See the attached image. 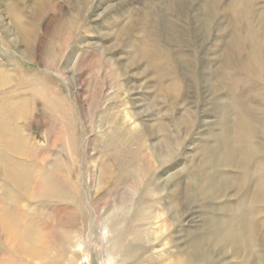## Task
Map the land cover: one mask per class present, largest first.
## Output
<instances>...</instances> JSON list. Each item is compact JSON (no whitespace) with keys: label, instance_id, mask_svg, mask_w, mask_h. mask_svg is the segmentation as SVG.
I'll return each instance as SVG.
<instances>
[{"label":"rangeland","instance_id":"1","mask_svg":"<svg viewBox=\"0 0 264 264\" xmlns=\"http://www.w3.org/2000/svg\"><path fill=\"white\" fill-rule=\"evenodd\" d=\"M22 3L0 0V264H264V203L207 186H264V0ZM238 212L244 254L215 230Z\"/></svg>","mask_w":264,"mask_h":264},{"label":"bare ground","instance_id":"2","mask_svg":"<svg viewBox=\"0 0 264 264\" xmlns=\"http://www.w3.org/2000/svg\"><path fill=\"white\" fill-rule=\"evenodd\" d=\"M21 1H23V3H24V1L25 0H21ZM38 1H40V2H42V3H44V5H45V2L47 1V0H38ZM249 2V1H248ZM250 2H251V0H250ZM22 3V4H23ZM18 4V3H17ZM25 4V3H24ZM15 6H16V3L14 4ZM17 7V6H16ZM24 9H25V7H24ZM24 9L22 8L21 10L19 9V8H15L14 7V16H15V19H13V20H15V24H13V27L15 28V29H18V34H19V38L20 39H23L24 40V42L27 40V38H28V34H30L29 33V31H30V27L28 26V25H26V24H28V23H26V24H24V23H22L23 21L22 20H24L23 18H22V13L21 12H23L24 11ZM26 12V11H25ZM19 13V14H18ZM21 14V15H20ZM27 14V13H26ZM29 14V13H28ZM33 15V14H32ZM24 17V16H23ZM33 17H35V15L33 16ZM40 17H39V15H37L36 17H35V19H39ZM18 22H21V24H18ZM26 22V21H25ZM14 23V22H13ZM18 25V26H17ZM257 30V29H256ZM17 31V30H16ZM258 38V37H257ZM258 42V41H257ZM257 54V53H256ZM250 57V56H249ZM256 58H257V56H255ZM258 57H261V56H258ZM260 59V58H259ZM258 59V60H259ZM251 60V59H250ZM254 60H256L255 58H254ZM259 62V61H258ZM262 62V61H261ZM257 64V63H256ZM262 64V63H261ZM253 65V64H252ZM260 66V65H259ZM246 67V66H245ZM262 67V66H261ZM252 68V67H251ZM260 70V69H259ZM262 70V69H261ZM264 72V71H263ZM249 74V73H248ZM228 76V75H227ZM261 76H262V74H261ZM253 77H256V76H254L253 75ZM221 78H223V77H221ZM225 78V77H224ZM229 78V77H228ZM221 80V79H220ZM230 80V79H229ZM258 80V79H257ZM221 82V81H220ZM224 84H226V81H224ZM227 85V84H226ZM218 86V85H217ZM213 88V90H211L212 91V93L214 94V93H216V87L214 86V87H212ZM223 89V88H222ZM219 92V91H218ZM216 98V97H215ZM219 101V100H218ZM221 110H222V107H221ZM237 116H239V115H237ZM221 118V117H220ZM224 122H226V121H224V120H222V126L224 127V126H226L225 124L226 123H224ZM247 122V123H246ZM228 124V123H227ZM13 126V125H12ZM237 129L239 130L238 132L240 133V135L243 133L244 135L246 134V135H252V133H254L255 131H254V128H253V124H252V122H251V120H249V121H245V120H242V121H240V123H239V126H237ZM223 131L226 133V135L223 137V139L221 138V140H220V142H219V144H218V146H217V148L214 150V153H217V154H215V155H217L218 157H219V161L221 162V163H223V164H226V165H228V166H230V167H232L233 165H236V166H239L240 167V169H244L245 167H247L248 166V162L251 160V158H252V156H253V151L252 150H250V149H245V150H242L241 151V154H242V156H241V158L239 157V155L238 154H236L235 152H234V150L232 149V147H231V143H230V136H229V133H228V131H227V129H223ZM1 135V134H0ZM3 136V135H2ZM8 139V138H7ZM10 140V139H9ZM14 142V141H13ZM240 145L241 144H243V142L241 143H239ZM169 146V145H168ZM244 149V148H243ZM12 150V149H11ZM212 150V149H211ZM16 151H17V149H16ZM212 154V153H211ZM219 154V155H218ZM207 155V154H206ZM213 156V155H212ZM209 157V156H208ZM204 158H206V160L208 161V159H207V156H205ZM111 160V159H110ZM211 160V159H210ZM212 162H214V161H212ZM211 163V162H210ZM209 163V164H210ZM213 165V164H212ZM60 167V166H59ZM229 168V167H228ZM249 168V167H248ZM212 171H214V169H212ZM212 171H210V172H212ZM218 171V170H217ZM13 172V171H12ZM215 172V171H214ZM59 173V172H58ZM60 174V173H59ZM100 174H102V173H100ZM105 174V173H104ZM213 174V173H212ZM106 175V174H105ZM120 175V174H119ZM13 180L15 179L16 180V182H18L20 185H21V181H23L22 179H21V177H20V175L17 173H14L13 174ZM250 177V176H249ZM45 178V177H44ZM211 178V175H210V177H209V179ZM215 178V177H214ZM219 177H217V179L215 180H212L211 181V179L209 180L208 179V181H209V185L207 184V186H208V188H209V190H210V192H212L213 194H219V193H222L223 191L225 192V189H228V188H230L231 190H234L238 195H241V197H242V200H245L246 202H251V203H253V204H259V205H261V204H263L264 203V193H262V190H263V187L264 186H262V187H260V188H257L256 187V189H251V188H249V187H247L246 189L248 190H245V184L243 185H240L239 183L238 184H229L228 183V181L225 179V178H223V177H221L220 179H218ZM65 180V179H64ZM106 180V179H105ZM233 181V180H232ZM107 183V182H106ZM18 185V184H17ZM20 185H18V186H20ZM207 186L205 187V189H207ZM47 187V186H46ZM20 188H22V186L20 187ZM204 189V190H205ZM25 190V189H24ZM31 191V190H30ZM29 191V192H30ZM208 191V190H207ZM205 192H206V190H205ZM31 193H34V192H31ZM55 193V192H54ZM53 193V194H54ZM204 193V192H203ZM209 193V192H208ZM234 193V192H233ZM41 194V193H40ZM235 194V193H234ZM205 195H206V193H205ZM212 195V194H211ZM220 195H222V194H220ZM126 196V195H125ZM124 196V197H125ZM210 196V195H209ZM213 196V195H212ZM122 198V197H121ZM216 198V197H215ZM223 198V197H222ZM186 199V198H185ZM221 199V198H220ZM122 200V199H121ZM187 200V199H186ZM44 203V202H43ZM121 203V205H124V203H126L125 201H121L120 202ZM250 204V203H249ZM170 211V210H169ZM234 211V210H233ZM241 212V211H240ZM240 212H238L239 214H237V215H235V218H234V222H233V219H232V221H230L231 223H233L232 224V228H230L229 226H228V228H230V230H231V232L229 233V234H227V232L225 233V231L228 229H223V226L221 227V225L219 224V225H217V227H216V231H217V233L218 234H220V237L222 238V240L220 239V241H223V242H225L226 244H231V245H234V246H237V247H239V252L240 253H242V254H244V252H246L247 251V248L244 246V244L247 242L246 240H245V236H243V235H246L248 232H249V230L251 229V226H250V224H249V222H248V218H246L245 217V213L243 212V213H240ZM165 215H164V213L163 214H161V215H158V217H157V219L159 220V223H161V227L165 230V231H167L171 226H173L172 225V220H170V219H168L167 217L165 218L164 217ZM168 216V215H167ZM227 217V216H226ZM233 217V216H232ZM229 220H231V219H229ZM13 223V222H12ZM175 223V222H174ZM221 223V222H220ZM14 224V223H13ZM225 224V223H224ZM226 224H228L229 225V223H226ZM253 224V223H252ZM11 225V224H10ZM9 225V230L12 232L14 229H13V227L12 226H10ZM10 231H9V233H10ZM161 232H162V230H160ZM15 232V231H14ZM24 232V231H23ZM26 233V232H25ZM31 233V232H30ZM34 233V232H33ZM226 235H225V234ZM246 233V234H245ZM250 233V232H249ZM14 234V233H13ZM17 234V233H16ZM21 234V233H20ZM19 234V235H20ZM24 234V233H23ZM162 234V233H161ZM18 235V236H19ZM28 235V234H27ZM38 235V234H37ZM36 234H30V235H28L27 237L30 239V240H32V243H38L39 241H40V238L37 236ZM249 236H250V234H249ZM245 237V238H244ZM23 239V238H22ZM22 239H20V240H22ZM28 240V239H27ZM219 240V239H218ZM264 241V240H263ZM25 242V241H24ZM28 243V242H27ZM31 243V242H30ZM264 243V242H263ZM47 244V243H46ZM26 246H27V244H26ZM236 247V248H237Z\"/></svg>","mask_w":264,"mask_h":264}]
</instances>
